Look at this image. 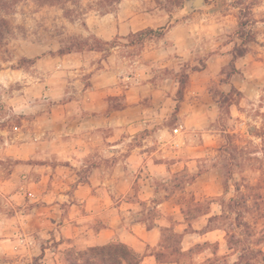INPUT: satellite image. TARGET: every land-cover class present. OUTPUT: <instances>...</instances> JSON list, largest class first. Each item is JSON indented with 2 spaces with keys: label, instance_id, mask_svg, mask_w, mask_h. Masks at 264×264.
<instances>
[{
  "label": "rangeland",
  "instance_id": "1",
  "mask_svg": "<svg viewBox=\"0 0 264 264\" xmlns=\"http://www.w3.org/2000/svg\"><path fill=\"white\" fill-rule=\"evenodd\" d=\"M109 1L79 0L63 9L17 0L14 12L6 16L11 33L0 41V150L9 149L17 137L24 143L42 142L46 135L36 121H47L60 106L70 104L77 111L81 90L91 86L94 73L106 69L121 77L142 73L161 84L160 99L171 107L163 121L174 132L185 106L177 104L174 73L184 69L190 81L183 102L204 98L214 110L198 114L192 128L182 129L176 140L202 156L181 172L160 175L154 189L142 193L149 200L138 199L139 190L127 197L135 204L127 223L141 221L157 229L156 244L137 243L135 249L142 264H264V101L243 102L241 93L229 86L230 59L224 65L217 60L246 49L250 74L261 71L257 62H264V0H205V7L192 12L186 8L188 0ZM240 21L247 23L245 46L237 37ZM130 24L135 31L175 27L169 42L175 48L167 53L158 40L140 42L127 33ZM73 40L83 47L59 56ZM148 50L160 51L150 58ZM200 84L206 87L203 92L190 93ZM4 156L1 151L0 158ZM0 163L4 172L13 166L10 159ZM28 170L24 167L23 175L40 176ZM25 204L19 206L17 196L0 192V264H68V249L87 246L85 232L63 238L55 220L49 228L30 232L32 242L19 241L17 209L33 208ZM35 208L39 216L43 209ZM156 253H161L159 261Z\"/></svg>",
  "mask_w": 264,
  "mask_h": 264
},
{
  "label": "crops",
  "instance_id": "2",
  "mask_svg": "<svg viewBox=\"0 0 264 264\" xmlns=\"http://www.w3.org/2000/svg\"><path fill=\"white\" fill-rule=\"evenodd\" d=\"M134 28L127 25V33L144 30ZM175 31L171 27L158 40L167 53L175 48L169 43ZM160 50H148L149 57ZM248 57L247 53L235 60L239 73L231 77L229 86L241 93L245 103L262 102L264 62L258 60L261 71L252 75L250 66H245ZM232 58L224 55L217 60L224 65ZM145 76L121 77L109 69L94 73L89 79L91 86L81 90L77 111H72L70 104L60 106L47 121H36L42 125L41 134L46 135L42 142L24 143L17 137L9 149L0 150L5 152L1 162L13 161L6 172L0 168V190L17 196L19 206L27 203L24 207H33L30 212L17 209L19 241L32 242L30 232L37 227L49 228L55 220L63 238H77L85 232L87 246H103L115 238L134 249L137 243H157L156 228L141 221L127 223L135 205L127 197L139 190L137 198L149 200L142 193L153 190L160 175L181 172L202 156L196 155L197 148L185 149L176 139L182 129L192 128L198 114L207 116L214 107L204 98L180 102L185 104L177 114L182 124L177 133L171 132L163 121L171 110L168 101L160 99L164 87L148 80L152 76ZM202 85L193 86L190 93L203 92L206 87ZM116 100L121 103L118 107L112 105ZM238 113L247 117L242 111ZM24 167L28 172L39 171L40 176L23 175ZM37 206L43 209L39 216L33 213ZM63 206L80 208L81 212L66 211Z\"/></svg>",
  "mask_w": 264,
  "mask_h": 264
},
{
  "label": "trees",
  "instance_id": "3",
  "mask_svg": "<svg viewBox=\"0 0 264 264\" xmlns=\"http://www.w3.org/2000/svg\"><path fill=\"white\" fill-rule=\"evenodd\" d=\"M39 5L49 6H61L63 9L71 4H76L79 0H33ZM118 0H110V3H116ZM17 6V0H0V41L6 36L10 35L11 27L6 16L12 14ZM247 23L240 21V31L237 33L238 40L242 41L243 46L246 45L244 37L246 36L245 27ZM172 26L162 27L159 29L146 28L137 33H132L139 37L140 42H146L150 40H159L165 36L167 31ZM84 43L81 41L73 40L71 43L64 45L58 51L59 56H64L73 53L75 50H79L83 47ZM232 53V60L230 63V71L227 76L232 77L238 74L239 71L235 67V60L238 57L245 56L248 52L244 49L241 53L236 55ZM34 61L22 60L21 63L32 64ZM198 70V69H196ZM174 79L177 81L179 87L177 91V104L183 101L185 91L190 81V75L188 71L181 69L174 73ZM232 90L236 89L232 86ZM240 94V93H239ZM67 257L66 262L68 264H142V257L140 254L131 246L121 242L119 239H112L103 246H84V247H72L66 251ZM161 253H156L155 258L159 261Z\"/></svg>",
  "mask_w": 264,
  "mask_h": 264
},
{
  "label": "water",
  "instance_id": "4",
  "mask_svg": "<svg viewBox=\"0 0 264 264\" xmlns=\"http://www.w3.org/2000/svg\"><path fill=\"white\" fill-rule=\"evenodd\" d=\"M205 5H206L205 0H188V1H186V8L190 12H192L196 9L205 7Z\"/></svg>",
  "mask_w": 264,
  "mask_h": 264
},
{
  "label": "built area",
  "instance_id": "5",
  "mask_svg": "<svg viewBox=\"0 0 264 264\" xmlns=\"http://www.w3.org/2000/svg\"><path fill=\"white\" fill-rule=\"evenodd\" d=\"M15 130H19V128L18 127H15ZM179 131V129H175V133H177Z\"/></svg>",
  "mask_w": 264,
  "mask_h": 264
}]
</instances>
